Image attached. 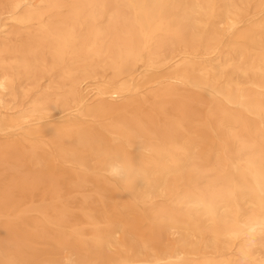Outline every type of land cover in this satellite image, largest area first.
<instances>
[{
  "label": "bare ground",
  "instance_id": "bare-ground-1",
  "mask_svg": "<svg viewBox=\"0 0 264 264\" xmlns=\"http://www.w3.org/2000/svg\"><path fill=\"white\" fill-rule=\"evenodd\" d=\"M0 264H264V0H0Z\"/></svg>",
  "mask_w": 264,
  "mask_h": 264
},
{
  "label": "clouds",
  "instance_id": "clouds-1",
  "mask_svg": "<svg viewBox=\"0 0 264 264\" xmlns=\"http://www.w3.org/2000/svg\"><path fill=\"white\" fill-rule=\"evenodd\" d=\"M128 171L129 169L125 162L116 158L109 162L106 174L115 179H122L128 174Z\"/></svg>",
  "mask_w": 264,
  "mask_h": 264
}]
</instances>
